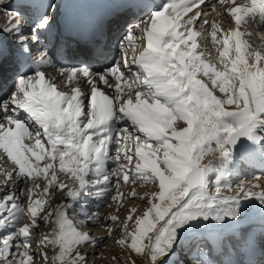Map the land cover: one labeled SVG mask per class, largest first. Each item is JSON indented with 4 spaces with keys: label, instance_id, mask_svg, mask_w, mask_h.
<instances>
[{
    "label": "bare ground",
    "instance_id": "bare-ground-1",
    "mask_svg": "<svg viewBox=\"0 0 264 264\" xmlns=\"http://www.w3.org/2000/svg\"><path fill=\"white\" fill-rule=\"evenodd\" d=\"M62 1L70 2V0ZM154 1L157 5L159 0ZM100 2L101 0H73L69 4L68 11H89ZM226 2L231 4L236 0H219L218 5H224ZM61 5L58 4L54 15L60 14ZM217 7L213 6L214 10ZM151 9L140 15V27H149L143 35L132 24H129L127 42L121 35L113 32L112 42L109 43L112 48L110 53L115 54L120 49L118 52L122 58L126 55L124 47L131 44L133 47L136 42L141 43L139 49L136 48L131 54L129 64L102 66L104 70L98 75L97 81L90 88L84 84L82 92L77 95L70 110L67 109L66 103L72 97L71 93L67 92L71 87H67L63 92H59L55 87L56 81L65 83L62 79L55 78L57 74H62L60 64L56 70L23 77L24 81L15 85L13 83L8 93L0 92V234L5 235H0V254L11 253V256L17 254V246H12L13 242L19 239L14 232V226L22 224L26 218L38 217L40 209L45 205L43 200L50 197L54 188L64 192L62 193L64 196L55 203L57 207L53 208L60 212L62 229L55 231L50 241L54 245L62 241L65 243L62 244L57 256L52 255L51 264H62L58 262L60 259L63 260L62 262L69 260L79 244H86L87 241H91L92 244L96 242L97 237L92 239V236H89L87 231L89 225L97 222H113L117 219L118 214L115 210L110 211L106 217L101 213V208L106 203L117 200L118 210H126L130 208L126 206L132 204L130 202L132 199L145 195L143 191L140 193L135 191L137 185L133 184V181H131L133 190L129 193H117L115 182H125L133 177L137 180L136 178L145 174V177H149V181L152 180L153 183L156 181V184L162 188L157 193L158 198L149 201L146 216L140 215L137 232L142 242L149 241V237L167 212L163 201L169 196L170 189L183 178L187 179L192 188L193 204L184 208L181 214L190 216L191 212L199 211L200 205L194 198L201 195L203 197V193L210 186L207 185V181H203L206 178L204 173L202 176L200 165L186 171L194 165L189 156L191 153L189 138L193 139V142L199 141V131L202 128L200 123H195L190 112L207 118L214 116L218 124L231 123L234 126L240 122L236 127V133L230 138L231 143L237 144L233 146L229 142L231 149L238 146L241 139L237 140V138L243 131L245 137L247 133L249 134L248 139H245L247 143L263 139L255 117L262 114L264 102V60L257 53V49L264 51V24L256 25L252 37L245 28L241 37L239 35V41H233L236 70L225 66L224 58L220 67L216 68L218 63L208 53V46L206 47V41L210 42V34L213 32L209 33V29L206 30V37L201 42L202 56L195 62V67H198L196 78L200 81L193 79L187 69L188 66L183 68V76H179L176 72L168 74L165 71V62L161 54L165 49L162 48V42L168 39L171 41L176 35L174 22L177 15L174 12L170 14L164 11L162 15L156 12L149 15ZM48 11L49 8L44 13L45 17L52 15ZM22 13L20 7L8 3L7 0H0V26L10 28L14 22L18 24L16 20L20 19ZM254 22L245 19L244 25ZM189 32L193 33L191 29ZM12 33L13 29L5 30L1 35ZM15 36H10L12 41L16 40ZM218 42L217 39L213 44L218 45ZM249 44H252L254 49ZM146 46L150 47V52L146 50ZM210 47L212 48L211 42ZM251 49L254 50L253 54ZM218 52L220 53V50ZM247 57L250 63L253 59L254 65L247 67L245 64ZM132 63H137V66L133 67ZM238 69L242 72L240 82ZM209 77L215 78L217 85L209 84ZM125 86L129 88H124ZM130 87L133 90L132 94L127 92ZM233 108L236 110L233 111ZM107 116L115 119L108 134L102 135L97 130L91 129L95 123ZM260 120L263 122L264 119ZM130 137L131 141L128 140ZM221 149L217 147V150ZM242 155L241 158L245 162L247 156ZM186 156H189V159ZM7 161L13 162L8 168L5 167ZM256 166L261 168L258 163ZM249 169L251 171L248 167ZM242 170L240 176L244 177L248 172L245 173L243 166ZM254 170L256 173L259 171L255 168ZM262 172L264 171H260ZM238 173L233 170L231 178L236 181L239 178ZM10 176L15 181L14 187L6 182V178ZM26 180L34 182L31 187L35 195L32 198L25 192ZM227 184H230L229 181ZM214 186L216 188V185ZM227 190H231V187ZM157 200L161 202V208L157 205ZM66 204L72 208L71 216H68ZM236 206L238 208L232 215L224 219L213 217L216 219L213 220L212 225L208 222L210 228L203 227L197 231L198 233L183 234L181 242L176 244L173 250L164 251L165 248H160L159 252L154 254V257L159 259L160 263H158L166 262L167 257L172 256L175 249L182 245L183 240L188 243L195 240L188 251L191 252L192 247L198 244L196 250L198 257V250L205 244L201 234L208 239L210 252L217 253L222 250V258L234 262L236 258L234 246L236 248L242 246V242L247 239L244 233L256 229V221H264V198L239 199ZM146 222H149L148 226ZM27 225L30 226V223ZM229 234L231 237L227 238ZM106 235H109L108 232H103V236ZM234 235L239 239H234ZM250 242L253 243L252 240ZM133 249L130 247L129 256L136 264L153 262L154 257L150 255L153 247L148 249V252H146L147 244L140 251L135 252ZM245 251L246 254L249 253L248 248ZM251 255L248 254L247 258ZM191 258L195 260L194 256ZM20 259L18 256L15 262L21 264ZM120 261L122 264H132L127 258ZM208 261L210 263L205 264H215L212 254L208 256ZM263 261L264 259L262 263ZM188 262V258L182 262L173 259L170 264ZM239 262L241 264V261ZM1 264H14V262Z\"/></svg>",
    "mask_w": 264,
    "mask_h": 264
},
{
    "label": "rangeland",
    "instance_id": "rangeland-1",
    "mask_svg": "<svg viewBox=\"0 0 264 264\" xmlns=\"http://www.w3.org/2000/svg\"><path fill=\"white\" fill-rule=\"evenodd\" d=\"M243 1L244 0H236L235 3L233 2L231 4H229L228 2L224 3V5L217 4L218 7L216 5L214 7H217L218 9L216 8V10H214V8H212L213 10L210 11L211 13L209 16L210 20H208L209 23L206 24L205 29L206 30L209 29V33L213 32L212 34H210V42L212 44V48L210 47V42L208 41H206V47L208 46L209 48L207 49L208 53L211 54L214 61L218 63L216 68L220 67L222 58H224L225 60L226 63L225 66H228L230 68L231 67L234 68V66H236V62L234 61L236 59L234 58L236 56V52L230 30L232 24H235L234 22H236L237 19V17H235L237 6L243 3ZM251 24L254 25L252 26ZM251 24L245 26L243 21L242 28L243 31L246 28V31L250 33L252 37L253 36L252 31H254L257 28L256 25L260 23L254 22ZM139 29L141 33L142 31L145 32L148 29V27L145 28V26H143V28H139ZM206 32H204V34H207ZM263 34H264V30H263ZM217 39L219 40L218 45H214L213 42ZM139 45H141V43L136 42L133 45V47L129 46L128 50L134 52L136 48L137 49L139 48ZM249 46L253 48L252 44H249ZM253 49H251L252 54L254 51ZM219 50L220 53L218 52ZM248 50H250V48ZM179 51L180 50L178 49V51H176L173 54V59H172V52L169 53V51L163 53V56L166 58L168 57L166 70L168 71V69L169 70L171 69L170 74H174L176 72V74H178L179 76H183L184 73L182 72V70L184 68V65L186 66V68L188 65L187 63L184 62L185 61L184 54L179 53ZM257 53H259V56H261V58L264 60V51L257 49ZM245 60L247 61V62L245 61L246 65L248 64L254 65L253 59H252V63H250L248 57ZM168 62H170V64ZM190 67L191 66H188L187 68L188 71L193 69V68L190 69ZM234 69L236 70V68ZM239 69L237 71L238 73L240 72L239 73L240 77L238 79V81L240 82L242 72ZM193 79L200 80L199 78H196V76L193 77ZM208 82H210L209 84L217 85V81L215 80V78L212 79L209 77ZM210 87L212 88V86ZM127 92H129L130 94L133 93L131 87L130 89H127ZM235 110L236 108H233V111ZM189 114L192 117V119L195 120V123L197 124L200 123V126L202 127L201 130L199 131V141L196 140L195 142H193V139L189 138L190 151H191L189 156L192 160V163H194V165L197 166L200 165L202 176L204 171V175L206 178L205 181H207V185L210 186L203 193V197L201 195L200 197L195 196L194 198L195 202L198 201L200 205L199 211L191 212L190 216L188 215L183 216V214H181L183 210H185L187 207L193 204L192 189L188 187V185L186 184L183 178L181 181L178 182V184H176L170 189L168 193L169 196H167L163 201L165 208H167V212L165 215H163L160 223L156 226L157 228H155V230L153 231L154 233H152V235L149 237L150 238L149 241L142 242L141 236L137 232L140 215L146 216V213L148 212L147 211L148 210L147 205H149L148 203L153 201V199L158 198L157 193L160 192L162 188H160V186L156 184L157 183L156 181L155 183H153L152 180L149 181V177H145V174L141 175L143 178L142 177L136 178L137 180H135V178L133 177L132 178L133 180L129 179L125 182L124 181H118L117 183L115 182V186H116L115 189L117 188L116 189L117 193L118 192L129 193L131 190H133L132 182H131L133 181V184L138 186V187L136 186L135 191L137 190L138 193L143 191L145 192V195L134 200L132 199L130 201L132 202L131 205L130 203L127 202V204L130 206H126V207H130V208L126 210L124 209L118 210L117 208L118 206L116 204H118L119 202L117 200L110 201L111 203L110 202L106 203V205L101 208L102 211L101 213H103L104 217H106L110 211L112 212L115 210V213L118 214L117 219L113 220V222L112 221L107 223L97 222L96 224L89 225L87 227V229H89L87 230L89 232V236L90 237L92 236L91 237L92 239L97 237L95 239L96 242L92 244L91 241L90 242L87 241L85 242L86 244H82V245L79 244L76 247L75 252L69 257V260L62 262L63 260L60 259L58 262L62 264H72L73 262L74 264H122L120 260L123 259L125 260V258H127V260L130 261L132 264H136L132 259V257L129 256L130 247L132 249L135 248L133 250L136 252V251H140L142 247L146 246L147 244L146 252H148V249L153 247V252H151L150 255L151 257H154V254L159 252V249L162 247L165 248L164 251L166 250L168 251L170 249L173 250V247L181 242V237L183 234H187L190 232L198 233L197 231L203 227L210 228V226L208 225L210 224V222L212 225L213 220L216 219L213 217H219V219L221 220L224 219L225 217H228L229 215H232L235 209L238 208V206H236V202L238 203L239 199L243 200V199H248L250 197L251 198L261 197L262 199L264 198V173L263 172L260 173V171H257L258 173H256V171L251 169V171L250 170L246 171L248 173L244 177L240 176V174L242 173L241 167L240 170L238 169L236 170L237 163L235 161V158L231 155V153L227 150V148L224 147V145H230L229 142L231 143V140L226 138V134L230 132L233 125H231V123L218 124V121H216L214 116L207 118L205 116H202L201 114L194 112H190ZM262 114H264V102H263ZM198 130L199 129H197V132ZM128 140L131 141V137ZM233 144L235 146L237 145L236 143H231V145ZM217 147H221L222 149L224 147L225 149L217 150ZM189 156H186V158L188 157L189 159ZM7 163L8 164H6L5 166L7 168L8 165L13 164V162L11 161H7ZM220 164L223 165L222 170L219 169ZM188 170L189 168L186 171L188 172ZM233 170L239 172L238 173L239 178H237L236 181L233 180L230 176L232 175ZM216 174H217L216 176L217 179H215ZM10 177L6 178V182L7 183L9 182L8 185H10L11 183L10 186L14 187L15 181L12 177L11 178ZM228 181L230 184H227ZM33 183H34L33 180H26L25 183L26 184L25 192L27 193L28 196H31V198L33 195H35L33 194L31 187L34 185ZM214 185H216V188ZM228 187H231V190H227ZM57 189L58 188H54L53 193L50 195V197L46 198V200H43L45 205L42 206V208L40 209V213L37 215L38 217L34 219L26 218L25 220L26 223H24L25 222L24 221L22 224L20 225L18 224L14 226V230H15L14 232L17 234L19 239H16L13 242L12 246L13 245L17 246L16 249L18 252L17 254L16 253L14 254L15 256H11V253L9 254L7 253L8 256L5 255L4 253L3 254L1 253L2 255L0 254V264L2 262L5 263L14 262V264H17L16 258L18 256H20L21 258L20 259L21 264H51L52 255L57 256L60 253L59 251H61L62 244H64L65 241L58 242L56 245H54L50 241V237L54 235L55 231L58 232L60 231V229H62L60 225V217H59L60 212L54 209L57 207L55 203H57L60 200V198L64 196L63 195L64 192L62 191L60 192L59 189L58 190ZM126 195L128 196V194ZM160 203L159 200H157V205L158 206L160 205L159 207L161 208ZM127 204L125 203V205ZM66 205L69 211V212L67 211L68 216H71L73 213L72 208L69 204ZM134 207L135 209H133ZM27 223H30V226H28ZM147 223L149 222H146V225L148 226ZM103 232L104 233L108 232L109 235L103 236ZM171 232L174 233L172 234ZM0 235L5 236L4 233ZM94 245H97V247H93ZM203 249L204 247L202 246L201 250L199 251L202 252ZM82 259L84 263L82 262ZM152 260L153 262L151 264H157L159 262L158 261L159 259L155 257L152 258ZM167 261L168 260H166V262H164L163 264H167V263L170 264L171 261L168 262Z\"/></svg>",
    "mask_w": 264,
    "mask_h": 264
}]
</instances>
